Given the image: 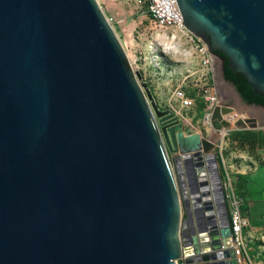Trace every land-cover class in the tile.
<instances>
[{
    "label": "water",
    "instance_id": "95a60500",
    "mask_svg": "<svg viewBox=\"0 0 264 264\" xmlns=\"http://www.w3.org/2000/svg\"><path fill=\"white\" fill-rule=\"evenodd\" d=\"M176 2L238 100L218 83L213 131L263 125L223 63L264 96V0ZM182 128L98 0H0V264H238L215 141Z\"/></svg>",
    "mask_w": 264,
    "mask_h": 264
},
{
    "label": "rangeland",
    "instance_id": "374dc122",
    "mask_svg": "<svg viewBox=\"0 0 264 264\" xmlns=\"http://www.w3.org/2000/svg\"><path fill=\"white\" fill-rule=\"evenodd\" d=\"M100 1L105 8L104 12L115 18L116 33L120 41L126 42L125 51L135 62L133 68L139 73L140 82L148 90L158 108L163 109L167 106L176 83L186 74L195 71L197 68L193 57L188 53L187 43L185 41H179L175 50L168 49L167 53L157 55L155 50L158 53L166 45L162 40V30L156 29L150 24L146 4L143 0ZM217 76L216 72V81L219 83L220 88L227 92L229 101L238 105V100L234 94L232 95L231 87L228 84L225 85L226 83L218 79ZM195 79L196 74L189 76L188 83H193ZM199 103L198 101L196 103L197 113L199 112ZM251 112V116L257 122L262 121L261 111L251 110ZM197 113L196 117L198 119L200 118V114L198 113L197 115ZM259 128L262 127L256 126L255 128H244V130L259 131L264 135V128ZM235 130L239 129L233 128L232 130H228L226 134L220 135L214 132L213 128L208 129V131L202 129L201 134L202 136L210 137L211 141H215L214 143L217 142L218 146L222 147L223 157L226 160L229 159L231 162H238L241 158L240 156H246L249 153L252 154L251 156L254 159L262 158L261 160L264 162V150H262L264 148V141L256 140L252 146L247 143L240 144L235 139ZM257 149L259 150L257 151ZM247 245L250 247V253L248 252V255L257 257V260L262 261L261 264H264V236L263 238L258 237V239L253 238ZM178 262L180 264V261Z\"/></svg>",
    "mask_w": 264,
    "mask_h": 264
},
{
    "label": "built area",
    "instance_id": "2783aa9c",
    "mask_svg": "<svg viewBox=\"0 0 264 264\" xmlns=\"http://www.w3.org/2000/svg\"><path fill=\"white\" fill-rule=\"evenodd\" d=\"M143 1L146 4V11L150 24L154 28L162 30V40L164 41V38L168 39L173 37L174 41H185L188 45V53L193 57L194 63L197 66L195 71L189 72L176 83L167 106L162 110L168 109L173 113V116L183 125L182 129L185 134L197 132L202 136V129L208 131V129L212 128L211 120L214 107L217 105L220 106L224 102L215 78L216 59L208 51L206 44L199 37L193 35L182 23L183 18L176 0ZM98 2L104 11L105 8L102 6V2L100 0H98ZM105 16L115 30L114 16L107 15L106 13ZM121 44L123 48L126 49V42L121 40ZM167 52L168 49L166 46L161 48L158 53L155 50L157 55ZM128 59L133 67V65H135L134 60L129 56ZM193 74H196V79L193 83L189 84L188 78ZM197 101L202 104L198 112L200 114V118L198 119L196 117ZM231 112L248 116L244 112L238 113L235 110ZM225 114H223V118ZM262 121L263 125L260 127L264 128V117ZM226 132L227 130H224L223 134H226ZM221 178L232 236V248L237 263L242 264L249 261L246 253V240L243 233L245 227L248 225V220L242 214L241 206L243 200L242 197L236 193L229 171H224Z\"/></svg>",
    "mask_w": 264,
    "mask_h": 264
},
{
    "label": "crops",
    "instance_id": "0c3cea01",
    "mask_svg": "<svg viewBox=\"0 0 264 264\" xmlns=\"http://www.w3.org/2000/svg\"><path fill=\"white\" fill-rule=\"evenodd\" d=\"M212 150L217 155V163L221 176L224 171L228 170L237 194L243 196L241 211L248 220V225L245 227L243 233L249 261L242 264H261L262 261L257 260V257L248 255L250 247L247 243L249 244L253 238L258 239V237L263 238L264 236V162L261 160L262 158L254 159L251 156L252 154L249 153L246 156H240L241 158L238 162L226 160L223 157L222 147H219L217 142L213 144ZM262 150L260 151L262 152ZM237 180L240 181L238 185L235 184Z\"/></svg>",
    "mask_w": 264,
    "mask_h": 264
},
{
    "label": "trees",
    "instance_id": "16d2710c",
    "mask_svg": "<svg viewBox=\"0 0 264 264\" xmlns=\"http://www.w3.org/2000/svg\"><path fill=\"white\" fill-rule=\"evenodd\" d=\"M223 67L225 78L233 83V85L236 87L237 91L243 97L245 102L255 103L264 106V96L254 94L250 86L246 83L245 78L241 74L232 72L227 67L226 61H224ZM201 107L202 104L199 103V111ZM234 134L235 139L239 141L240 144L247 143L252 146V144H254L256 140L264 141V135L259 131L239 129L235 130ZM237 177L239 176L237 175ZM239 182L240 181L237 180L235 184L238 185Z\"/></svg>",
    "mask_w": 264,
    "mask_h": 264
},
{
    "label": "bare ground",
    "instance_id": "6f19581e",
    "mask_svg": "<svg viewBox=\"0 0 264 264\" xmlns=\"http://www.w3.org/2000/svg\"><path fill=\"white\" fill-rule=\"evenodd\" d=\"M164 44L166 45V48L169 49H176L177 45H178V41H174L173 40V37L171 38H168V39H165L164 38ZM233 95V94H232ZM234 103V102H233ZM235 104V103H234ZM237 105V104H235ZM239 106V105H238ZM249 116H246V115H243V114H235L233 112H227L225 115H224V119L226 120V122L228 123V125L230 127L234 126L235 122L239 119H247ZM254 119V118H253ZM219 134L222 135L223 134V129H219Z\"/></svg>",
    "mask_w": 264,
    "mask_h": 264
},
{
    "label": "flooded vegetation",
    "instance_id": "af4514ba",
    "mask_svg": "<svg viewBox=\"0 0 264 264\" xmlns=\"http://www.w3.org/2000/svg\"><path fill=\"white\" fill-rule=\"evenodd\" d=\"M225 207H226V204H225ZM226 215H227V217H228V213H227V207H226ZM186 235V234H185Z\"/></svg>",
    "mask_w": 264,
    "mask_h": 264
}]
</instances>
